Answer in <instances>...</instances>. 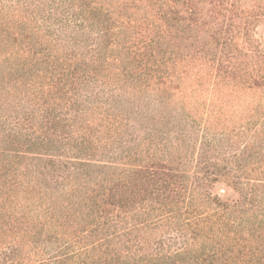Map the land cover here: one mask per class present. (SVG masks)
Wrapping results in <instances>:
<instances>
[{
    "label": "trees",
    "instance_id": "trees-1",
    "mask_svg": "<svg viewBox=\"0 0 264 264\" xmlns=\"http://www.w3.org/2000/svg\"><path fill=\"white\" fill-rule=\"evenodd\" d=\"M261 16L0 0V264H264Z\"/></svg>",
    "mask_w": 264,
    "mask_h": 264
},
{
    "label": "rangeland",
    "instance_id": "rangeland-1",
    "mask_svg": "<svg viewBox=\"0 0 264 264\" xmlns=\"http://www.w3.org/2000/svg\"><path fill=\"white\" fill-rule=\"evenodd\" d=\"M256 24L255 30L256 32H259L261 39H264V16H261L258 18L256 21H254ZM182 44L185 46V49H195V39L193 38H185L184 41H182ZM227 115L232 116V117H239L240 116V109H232L230 111H227ZM214 192L220 194L222 197L225 199H232L233 197H237V193L230 187L224 185V184H219L216 186L214 189ZM51 247V245H50Z\"/></svg>",
    "mask_w": 264,
    "mask_h": 264
}]
</instances>
